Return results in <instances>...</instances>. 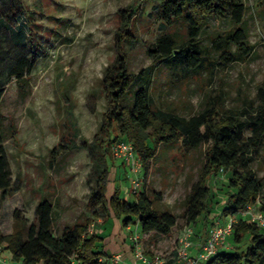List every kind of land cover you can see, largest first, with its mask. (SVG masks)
I'll return each instance as SVG.
<instances>
[{
	"label": "rangeland",
	"instance_id": "rangeland-1",
	"mask_svg": "<svg viewBox=\"0 0 264 264\" xmlns=\"http://www.w3.org/2000/svg\"><path fill=\"white\" fill-rule=\"evenodd\" d=\"M166 1L0 0V129L11 180L0 209L3 234L12 230L14 210L21 211L28 229L33 228L36 207L44 198L53 205L55 237L87 219L93 232L102 234L109 221L97 229V220H105V215L91 203L98 177L108 168V197L118 188L121 199L134 202L131 181L138 177V191L159 193L156 208L177 217L178 225L168 237L144 236L133 219L127 232L132 248L138 245L148 254L158 245V253L165 258L172 255L179 233L187 226L183 200L204 166L205 147L186 151L180 139L159 145L147 167L137 158L141 167L136 174L110 147L112 161L105 164L99 146L106 143L99 131L106 111L103 81L118 62L131 74L152 68L148 90L155 109L188 119L212 108L244 119L261 103L259 90H264V0H237L243 8L244 42L250 49L243 59H229L235 45L219 39L232 31L230 20L206 19L199 36L198 68L181 62L153 64L149 51L158 38L170 32L179 42L187 39L183 25L169 30L158 17ZM20 58L34 63L22 88L11 75ZM139 85L131 89L127 103H132ZM262 159L264 145L252 163L258 178L264 176ZM228 178L223 171L208 182L212 204L208 221L221 213ZM94 212L98 219L92 217ZM192 228V240H201L206 232L202 216ZM110 231L111 227L106 235ZM247 245V239L240 245L229 239L230 251ZM0 264H13L1 245Z\"/></svg>",
	"mask_w": 264,
	"mask_h": 264
},
{
	"label": "trees",
	"instance_id": "trees-1",
	"mask_svg": "<svg viewBox=\"0 0 264 264\" xmlns=\"http://www.w3.org/2000/svg\"><path fill=\"white\" fill-rule=\"evenodd\" d=\"M242 12V5L237 0H167L159 8L158 17L169 30L183 25L187 39L179 42L170 32L158 38L149 51L153 54V64L181 62L194 68L200 67L199 36L209 17L218 21L228 19L232 24V31L219 38L235 45L234 54H228L229 59L248 57L250 49L244 42ZM33 65L26 58H20L11 70L20 88L26 84L25 75L30 74ZM151 70L131 74L122 62H118L106 74L103 81L106 111L99 129L106 143L99 145L103 148L100 159L105 164L112 161L110 147L118 137L133 143L136 157L146 167L155 157L159 145L180 139L186 151L204 146V166L183 200V217L187 225H195L203 217L206 226L204 239L215 219L208 221L212 209L208 182L217 177L221 170L229 173L225 202L219 214L221 218L236 216L246 206L253 204L264 190V176L258 178L252 170L257 151L264 145V90H259L261 103L245 114L244 119L233 112L220 114L212 108H205L186 119L153 107L148 90ZM138 83L141 85L133 92L132 103L129 104L130 91ZM1 97L0 90V101ZM1 121L0 117V125ZM246 130L250 132L249 135L245 134ZM112 131L116 132L114 137ZM3 142L0 129V209L9 195L11 183ZM109 178L110 171L106 168L98 177L97 192L91 203L105 215L104 222L123 218L121 224L127 227L134 219L144 236L171 235L178 225L177 217L156 208V203L161 200L159 193L152 191L149 194L148 190L142 189L133 194L135 201L129 203L119 197V190L115 188L108 197ZM35 216V226L28 229L21 211L14 210L11 232L3 234L0 231V245L9 252L13 264H75L72 257L79 264H117L109 261L111 256L102 250L104 237L90 233L91 220L67 226L59 237H55L53 205L48 199L41 200ZM92 217L98 219L100 216L94 212ZM245 239L248 245L242 250L220 252L206 264H264V230L239 218L233 226L231 240L240 245Z\"/></svg>",
	"mask_w": 264,
	"mask_h": 264
},
{
	"label": "built area",
	"instance_id": "built-area-1",
	"mask_svg": "<svg viewBox=\"0 0 264 264\" xmlns=\"http://www.w3.org/2000/svg\"><path fill=\"white\" fill-rule=\"evenodd\" d=\"M111 149L113 155L120 160L122 164L129 166L134 174L139 173L141 164L135 155L131 143L119 139L112 144ZM221 172H223V170H221L220 173ZM131 185L132 193L135 194L141 186L140 178L136 177L133 179ZM239 218L256 225L261 230H264V190H262L261 194L253 204L246 206V208L236 216L225 218L219 216L213 220L212 225L208 230V234L201 246L198 259H192L189 256V251L193 244L192 238L194 236V230L190 225L185 226L176 240V259L180 262L184 261L187 264H200V261H203L205 262L204 264H206L211 258L220 252L229 251V239L233 236V226L237 223ZM93 229L94 225L92 224L90 233L94 231ZM134 258L135 261L140 264H167L166 258L160 253L147 255L138 245L134 246ZM102 260L105 261V259ZM119 260V256H114L109 259V261L114 263H118ZM72 261L75 264H79V262L74 261V257H72Z\"/></svg>",
	"mask_w": 264,
	"mask_h": 264
},
{
	"label": "crops",
	"instance_id": "crops-1",
	"mask_svg": "<svg viewBox=\"0 0 264 264\" xmlns=\"http://www.w3.org/2000/svg\"><path fill=\"white\" fill-rule=\"evenodd\" d=\"M109 222H112V226H109V222H107L108 224H105L104 220L102 219H98L97 223H98V228L100 229L102 226L103 231H101L102 234H98L100 237H104V240L102 242V250L104 252H106L107 254H109L111 257L114 256H119L120 260L118 261L117 264H140L139 262L135 261L134 258V249L132 248V244L130 241V238H128V234L127 232L130 229V224L127 227H122V221L123 218H121L120 220H108ZM111 227V231L110 234L106 235L107 233H109L108 231L110 230ZM205 238L201 239V240H192V247L190 248L189 251V256L192 259H198L199 254H200V249L201 246L204 242ZM158 245L157 246H152V253H148V255H152L154 253H158L155 248L158 249ZM147 254V253H146ZM167 260V264H187L184 261H178L176 259V249L172 252L171 256H168L166 258ZM200 264H204L205 262L200 261Z\"/></svg>",
	"mask_w": 264,
	"mask_h": 264
}]
</instances>
